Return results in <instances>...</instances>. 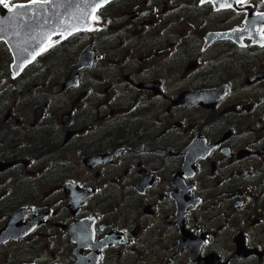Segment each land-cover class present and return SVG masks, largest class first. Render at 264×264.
I'll return each instance as SVG.
<instances>
[{
  "label": "flooded vegetation",
  "instance_id": "obj_1",
  "mask_svg": "<svg viewBox=\"0 0 264 264\" xmlns=\"http://www.w3.org/2000/svg\"><path fill=\"white\" fill-rule=\"evenodd\" d=\"M259 13L103 2L23 66L0 33V264H264Z\"/></svg>",
  "mask_w": 264,
  "mask_h": 264
},
{
  "label": "water",
  "instance_id": "obj_2",
  "mask_svg": "<svg viewBox=\"0 0 264 264\" xmlns=\"http://www.w3.org/2000/svg\"><path fill=\"white\" fill-rule=\"evenodd\" d=\"M103 2L104 0H52L51 4H53V7L60 6V13H55V16L52 14V16H54L52 22L50 19L51 15L47 16L45 9L42 10L45 6H48L47 4L44 6L29 5V8L26 11L21 10V14L15 17H13V14L10 12L4 13L0 18V21H2V23H0V27L5 29L3 32L5 33V37L7 36L6 39L8 45L11 51L14 53L16 61L17 59H24L25 57V59L30 58L31 60L32 56L35 55L36 52H39L42 47H44L51 36L61 32V29L67 27V24L75 25L77 27L79 23H83L84 21L88 20L98 8L97 5ZM35 9H40V11ZM61 10H63L62 12H64L65 16H68L69 19L77 18L76 21L73 19V22H71L65 19L60 22L64 18L58 19V17H61L64 14L61 12ZM10 23H15V25H17L15 26L16 28L8 27L10 26ZM88 24L89 22L87 21L85 28H87ZM82 28H84V24L82 25ZM21 42H25L26 46L29 44V50L31 51L18 55L19 52L17 47Z\"/></svg>",
  "mask_w": 264,
  "mask_h": 264
},
{
  "label": "snow or ice",
  "instance_id": "obj_3",
  "mask_svg": "<svg viewBox=\"0 0 264 264\" xmlns=\"http://www.w3.org/2000/svg\"><path fill=\"white\" fill-rule=\"evenodd\" d=\"M52 0H28L27 4L21 3V4H14L11 3V0H0V6L3 7V9H6L8 12L13 14V17L18 16L21 14V10H27L29 8V5H36V6H41V5H46L51 3ZM109 0H104V3H108ZM200 2L203 4L205 2H210V0H200ZM238 3H245L246 0H237ZM223 7H231V4L225 3L222 5ZM97 7H100V5H97ZM259 16H264V13H259ZM93 19L96 20L98 17L93 16ZM2 23V21H0ZM5 29L3 27H0V33H2ZM72 33H69L71 35ZM50 39V38H49ZM52 47V43L49 42L46 47H42L39 52H36L35 55L32 56V59L35 60L37 55H40L42 52H45L48 50V48ZM27 49H25L26 51ZM19 55V53H18ZM30 62V61H29Z\"/></svg>",
  "mask_w": 264,
  "mask_h": 264
},
{
  "label": "bare ground",
  "instance_id": "obj_4",
  "mask_svg": "<svg viewBox=\"0 0 264 264\" xmlns=\"http://www.w3.org/2000/svg\"><path fill=\"white\" fill-rule=\"evenodd\" d=\"M110 1H112V0H109V2ZM108 2V3H109ZM52 5V4H51ZM96 5V4H95ZM98 5H100V7H101V5H102V3H100V4H98ZM44 6V5H43ZM50 5H48V6H45L42 10H44L45 9V13L47 14V16L48 15H51L50 17V19H51V22H52V19L54 18V16H55V12L51 9L52 7H53V5L52 6H50ZM91 6V5H90ZM100 7H98L96 10H95V12L100 8ZM35 10H39L40 11V9H35ZM41 10V11H42ZM32 11V10H31ZM38 11V12H39ZM35 12V11H34ZM94 12V13H95ZM39 13H41V12H39ZM42 13H43V11H42ZM94 13H93V15H94ZM32 14V13H31ZM37 14V13H36ZM52 14L54 15V16H52ZM38 15V14H37ZM57 15V14H56ZM62 15V14H61ZM64 17V18H63ZM77 17H79V16H77ZM63 18V19H62ZM58 19H62L60 22H62L63 20H65V19H67L68 21H71V22H73V19L74 18H68V16L66 17L65 16V13L61 16V17H58ZM77 19V18H76ZM76 19H74L75 21H76ZM57 20V19H56ZM34 21V20H33ZM49 21V20H48ZM35 22V21H34ZM16 28V27H15ZM79 30H78V28L75 26V25H70V24H67V27H65V28H62L61 29V32H58V34L60 35V34H62V35H64V36H69V33H75V32H78ZM16 32V31H15ZM25 34V33H24ZM56 35V34H55ZM52 37V36H51ZM51 39V38H50ZM49 39V40H50ZM48 40V41H49ZM47 41V42H48ZM46 42V43H47ZM29 48H30V45L28 44L27 46L25 45V42L23 43V42H21L20 43V45L17 47V50H18V52H19V55L21 54V53H28V51H31V50H29ZM25 49H27L26 51H25ZM20 57H22V56H20ZM26 58V57H25ZM24 58V59H25ZM24 59H20V60H15V65H21V66H23V65H25L26 63H27V61L26 60H24Z\"/></svg>",
  "mask_w": 264,
  "mask_h": 264
},
{
  "label": "rangeland",
  "instance_id": "obj_5",
  "mask_svg": "<svg viewBox=\"0 0 264 264\" xmlns=\"http://www.w3.org/2000/svg\"><path fill=\"white\" fill-rule=\"evenodd\" d=\"M49 49H50V53H53L55 47L53 46V47H50ZM56 53H59V51H57V52H55V53H53V54H56Z\"/></svg>",
  "mask_w": 264,
  "mask_h": 264
}]
</instances>
